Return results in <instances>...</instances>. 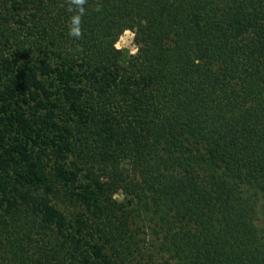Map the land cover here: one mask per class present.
Masks as SVG:
<instances>
[{
	"label": "trees",
	"instance_id": "1",
	"mask_svg": "<svg viewBox=\"0 0 264 264\" xmlns=\"http://www.w3.org/2000/svg\"><path fill=\"white\" fill-rule=\"evenodd\" d=\"M68 7L0 0V264H264V0Z\"/></svg>",
	"mask_w": 264,
	"mask_h": 264
},
{
	"label": "rangeland",
	"instance_id": "2",
	"mask_svg": "<svg viewBox=\"0 0 264 264\" xmlns=\"http://www.w3.org/2000/svg\"><path fill=\"white\" fill-rule=\"evenodd\" d=\"M148 22L144 21L143 22V27H147ZM124 27L125 30L120 36L117 46L123 50L124 56L127 57L132 53H136L140 45H138L135 42V32L137 29V22L132 18L129 17L125 20L124 22ZM56 203L58 206H60L64 211L68 213V215H71V211L66 204L62 203L61 201L56 199ZM262 223L264 224V215L262 217Z\"/></svg>",
	"mask_w": 264,
	"mask_h": 264
},
{
	"label": "clouds",
	"instance_id": "3",
	"mask_svg": "<svg viewBox=\"0 0 264 264\" xmlns=\"http://www.w3.org/2000/svg\"><path fill=\"white\" fill-rule=\"evenodd\" d=\"M87 3V0H68V11L74 12L70 17L68 34L70 37L79 40L83 36L82 30V17L85 14L84 5ZM101 7L97 5L96 11H100Z\"/></svg>",
	"mask_w": 264,
	"mask_h": 264
}]
</instances>
